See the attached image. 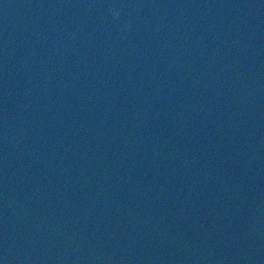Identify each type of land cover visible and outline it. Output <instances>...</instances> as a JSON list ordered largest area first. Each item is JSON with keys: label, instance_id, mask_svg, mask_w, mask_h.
<instances>
[{"label": "water", "instance_id": "95a60500", "mask_svg": "<svg viewBox=\"0 0 264 264\" xmlns=\"http://www.w3.org/2000/svg\"><path fill=\"white\" fill-rule=\"evenodd\" d=\"M0 264H264V0H0Z\"/></svg>", "mask_w": 264, "mask_h": 264}, {"label": "clouds", "instance_id": "9594fccd", "mask_svg": "<svg viewBox=\"0 0 264 264\" xmlns=\"http://www.w3.org/2000/svg\"><path fill=\"white\" fill-rule=\"evenodd\" d=\"M112 15H113V18H118L120 16V12L118 9H113V12H112Z\"/></svg>", "mask_w": 264, "mask_h": 264}]
</instances>
